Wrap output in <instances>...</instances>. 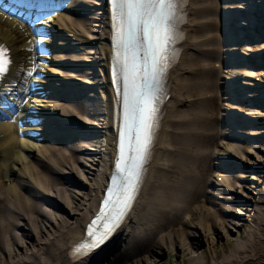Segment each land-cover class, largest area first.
<instances>
[{
	"label": "bare ground",
	"instance_id": "bare-ground-1",
	"mask_svg": "<svg viewBox=\"0 0 264 264\" xmlns=\"http://www.w3.org/2000/svg\"><path fill=\"white\" fill-rule=\"evenodd\" d=\"M75 1L65 9L66 14L51 19L55 38H62L63 48L74 58L53 61L72 69L69 74L50 72L56 86L51 85L53 101L42 105L46 126L27 129L37 132L26 136L21 133L25 113L14 119V113L4 115L0 110V264H105L110 255L120 254L122 261L136 256L144 260L167 248L195 260V241L202 244L216 235L224 238L239 227L247 201L240 190L248 193L245 185H254L262 170L264 160H256V156L264 148L239 143L264 134V114L259 108H264V102L258 106L245 103L264 98V70L254 73L242 64L252 57L258 62L264 55V42L247 44L253 36L264 40V20L258 17L253 31L240 28L246 26L240 23L246 21L243 14L252 20L258 16L254 7L263 5L262 0H191L185 51L172 71L168 115L139 199L114 236L83 260L71 257L70 246L84 237L86 224L97 210L113 166L116 135L108 13L101 0ZM90 13L95 15H86ZM73 14L78 19L68 16ZM207 19H218V25L204 26ZM216 29L226 30L225 40L218 32L217 43L213 39L200 42ZM36 40L33 28L0 14V41L12 50L13 76L20 78L21 85L30 71L39 72L43 65L33 68L35 56L46 50L48 40L35 47ZM76 49L81 54L75 55ZM77 55L84 57L77 59ZM220 59L227 68L221 63L213 69ZM16 90L15 95L23 93ZM47 91L40 88V92ZM211 92L219 101L215 114L212 100L205 98ZM83 93L88 97L79 96ZM5 101L6 107L30 105L23 96ZM14 120H18L17 126ZM214 121H218L215 126ZM220 123H227V128ZM247 126L249 129H243ZM239 134L245 138L235 141ZM216 138L222 141L216 142ZM210 144H215L212 151ZM259 210L264 221V208ZM255 240L250 238L251 243L229 260L218 263L212 259V264H264V229Z\"/></svg>",
	"mask_w": 264,
	"mask_h": 264
},
{
	"label": "snow or ice",
	"instance_id": "snow-or-ice-1",
	"mask_svg": "<svg viewBox=\"0 0 264 264\" xmlns=\"http://www.w3.org/2000/svg\"><path fill=\"white\" fill-rule=\"evenodd\" d=\"M114 20L115 60L123 79V120L116 175L96 219H103L102 231L88 229L86 240L75 253L87 255L104 242L118 226L140 183L141 171L149 155L157 108L156 92L167 67L169 45L174 42L177 0H111ZM0 45V75L8 71L11 58Z\"/></svg>",
	"mask_w": 264,
	"mask_h": 264
},
{
	"label": "rangeland",
	"instance_id": "rangeland-1",
	"mask_svg": "<svg viewBox=\"0 0 264 264\" xmlns=\"http://www.w3.org/2000/svg\"><path fill=\"white\" fill-rule=\"evenodd\" d=\"M215 76H217V70L215 72ZM211 100L215 114V111L217 110V100L215 98H211ZM216 122L218 121H214V126ZM219 141L222 140L216 138V142ZM242 144L244 146L254 145L253 142H244ZM214 146L215 144H210L209 150L212 151L214 149ZM257 154L258 156H256V160H264V153L258 152ZM211 166L212 164L209 166L210 169L212 168ZM260 168L262 169L261 173H259L261 176L260 184L256 185V189L251 188L254 194L249 190L248 193L247 191L240 190V195L242 197L247 198V201L246 204L244 203L245 206L242 207L246 215L245 218L239 219V227L235 228L232 233L230 232L224 238L216 235L213 239H210L209 242L204 241L202 244H200L199 242L195 241V243L198 244V257L195 260L188 259V256L183 258L181 257V254L179 255L176 251L169 250V248H167L160 251L159 254H157L156 256H153V254L145 256L144 260H142V256H136L129 261H122L120 259V254H117L115 256L110 255L108 256L109 261L105 264H201L205 261H208V264H212V259L214 260V262L218 263L229 260L231 255L237 252L239 248H245L251 243L249 242L250 238L252 239L254 237V240L256 239L255 241H257L260 238V235L262 234V230L264 229V221H262L263 217L261 218L262 214L259 210V208H264V162H262V166H260ZM214 171L215 170L211 171V173H214ZM202 183L200 184L201 187L203 186ZM67 186V184H64V187ZM247 186L248 185H246V187ZM78 217L80 218V216ZM226 219L228 221L232 220L229 217H226ZM187 230L188 229H186L185 231ZM189 231L196 233L194 229H189ZM34 249L35 248L32 246V250ZM29 253H31V251H29Z\"/></svg>",
	"mask_w": 264,
	"mask_h": 264
}]
</instances>
